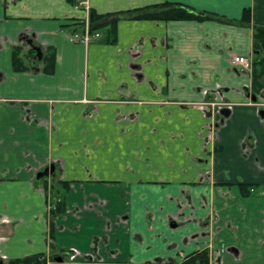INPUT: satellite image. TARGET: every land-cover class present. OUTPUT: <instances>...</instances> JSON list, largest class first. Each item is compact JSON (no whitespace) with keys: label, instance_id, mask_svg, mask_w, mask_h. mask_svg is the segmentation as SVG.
I'll list each match as a JSON object with an SVG mask.
<instances>
[{"label":"crops","instance_id":"crops-1","mask_svg":"<svg viewBox=\"0 0 264 264\" xmlns=\"http://www.w3.org/2000/svg\"><path fill=\"white\" fill-rule=\"evenodd\" d=\"M77 1L0 0V264H264V0H83L87 45ZM162 3L222 19L133 17Z\"/></svg>","mask_w":264,"mask_h":264},{"label":"trees","instance_id":"trees-1","mask_svg":"<svg viewBox=\"0 0 264 264\" xmlns=\"http://www.w3.org/2000/svg\"><path fill=\"white\" fill-rule=\"evenodd\" d=\"M133 12H137L136 15L133 17L135 18H153V19H161V20H182V19H205V18H217L222 19L219 16H216L211 13H207L206 15H201L189 9L185 6H174L170 3H162L157 5H152L146 7L141 10H135ZM103 16L99 15L93 11H91V23L94 29L101 27L103 24ZM113 19V23L115 22ZM243 22L249 23L250 22V10L245 9L243 14ZM253 39H254V50L256 54L260 56L264 53V27L263 26H254L253 27ZM19 50L15 49L14 56H13V64L15 69L17 70H24L26 66H24L19 58ZM258 62H261L260 59ZM54 63V57H48V64L47 69L50 70ZM243 191L249 188H246V184H240ZM246 193V192H245ZM63 202L58 201L55 204V208L50 211V216L53 218L55 214L62 211ZM64 256L61 255L59 258H55L56 262H59L58 259L63 261ZM210 256H209V249L205 248L199 251H196L189 256L185 257V259L179 264H209ZM49 259L46 255H33L27 256L24 258H16L11 259L7 262V264H48ZM161 264V263H155ZM169 264H174L170 262Z\"/></svg>","mask_w":264,"mask_h":264},{"label":"built area","instance_id":"built-area-1","mask_svg":"<svg viewBox=\"0 0 264 264\" xmlns=\"http://www.w3.org/2000/svg\"><path fill=\"white\" fill-rule=\"evenodd\" d=\"M75 8L77 9H85L88 12V15L79 23V27L73 29L70 32V40L72 42L76 43H83V44H89L93 41H98L102 34L98 29H94L92 27L91 23V15H90V7L87 3V1L78 0L77 3H75ZM231 62L238 66L240 71L242 72H248L251 71L253 68V59L250 56H244V55H232L231 56ZM211 107L213 108V114L215 113L214 110L224 108H231L232 103L230 102H220V101H211L209 103ZM58 202V201H57ZM49 207L51 209L54 208V203L52 201H49Z\"/></svg>","mask_w":264,"mask_h":264},{"label":"water","instance_id":"water-1","mask_svg":"<svg viewBox=\"0 0 264 264\" xmlns=\"http://www.w3.org/2000/svg\"><path fill=\"white\" fill-rule=\"evenodd\" d=\"M52 171H54V167H46L43 171L39 172L37 177L41 178L44 175H49ZM59 262H61V259H58Z\"/></svg>","mask_w":264,"mask_h":264},{"label":"flooded vegetation","instance_id":"flooded-vegetation-1","mask_svg":"<svg viewBox=\"0 0 264 264\" xmlns=\"http://www.w3.org/2000/svg\"><path fill=\"white\" fill-rule=\"evenodd\" d=\"M210 102H211V101H210ZM210 102H209V103H210ZM220 102H228V101H220ZM227 109H228V108H224V107H223L221 110H222V112H223L224 110H227ZM210 257H211V256H210Z\"/></svg>","mask_w":264,"mask_h":264}]
</instances>
